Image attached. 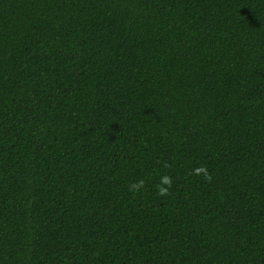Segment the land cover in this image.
Masks as SVG:
<instances>
[{"label":"trees","instance_id":"1","mask_svg":"<svg viewBox=\"0 0 264 264\" xmlns=\"http://www.w3.org/2000/svg\"><path fill=\"white\" fill-rule=\"evenodd\" d=\"M0 264H264V0H0Z\"/></svg>","mask_w":264,"mask_h":264},{"label":"clouds","instance_id":"2","mask_svg":"<svg viewBox=\"0 0 264 264\" xmlns=\"http://www.w3.org/2000/svg\"><path fill=\"white\" fill-rule=\"evenodd\" d=\"M167 166V165H166ZM192 175L195 176H202L203 179L206 182H211L212 176L209 173L208 169L204 166H198L196 167L193 172L191 173ZM172 177L168 175H164L161 177L160 183L156 185V192L159 197H166L170 195V189L172 187ZM145 186V181L144 180H139L129 186V191L135 195L138 193L141 189H143Z\"/></svg>","mask_w":264,"mask_h":264}]
</instances>
